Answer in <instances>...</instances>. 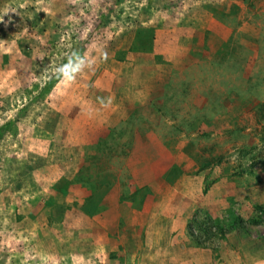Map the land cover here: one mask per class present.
I'll list each match as a JSON object with an SVG mask.
<instances>
[{
    "label": "rangeland",
    "instance_id": "obj_1",
    "mask_svg": "<svg viewBox=\"0 0 264 264\" xmlns=\"http://www.w3.org/2000/svg\"><path fill=\"white\" fill-rule=\"evenodd\" d=\"M184 262L264 264V0H0V264Z\"/></svg>",
    "mask_w": 264,
    "mask_h": 264
},
{
    "label": "crops",
    "instance_id": "obj_2",
    "mask_svg": "<svg viewBox=\"0 0 264 264\" xmlns=\"http://www.w3.org/2000/svg\"><path fill=\"white\" fill-rule=\"evenodd\" d=\"M168 208V207H167ZM166 207H157V209L158 210H160V209H163V213H166L167 215H170V212L168 211V209H167ZM182 208H180V210H181ZM183 213H186L187 214V209L186 208H184V209H182L181 210ZM166 214H164V216H166ZM179 214H180V211H179ZM179 214H175V215H178V216H180ZM155 217H156V213H154V212H152L151 213V216H150V214H148V215H144L142 218H139L140 219V222H141V224H142V226H144L143 227V230H144V233H143V235H141L140 237H138L135 233L132 235H129V239H130V241H131V244L133 245V243L135 244V242H136V244L139 246L140 245V243H141V241L143 240V243H142V248H144L145 246H147L146 245V242L148 241V238L147 237H149V236H147V235H149V233L147 232V231H145V229H149V225H151V224H153L154 222H155ZM180 218H184L182 215L180 216ZM166 219H167V216H166ZM185 219V218H184ZM152 228V227H151ZM136 233H138V232H136ZM139 234V233H138ZM152 235H153V233H152ZM138 239V241H136L137 239ZM141 239V240H140ZM137 247V246H136ZM137 248H139V247H137ZM143 250V249H142ZM181 264H193L192 262H189V263H181Z\"/></svg>",
    "mask_w": 264,
    "mask_h": 264
},
{
    "label": "clouds",
    "instance_id": "obj_3",
    "mask_svg": "<svg viewBox=\"0 0 264 264\" xmlns=\"http://www.w3.org/2000/svg\"><path fill=\"white\" fill-rule=\"evenodd\" d=\"M85 66V59L79 53L73 52L68 59V63L59 67L57 71L64 79L71 81Z\"/></svg>",
    "mask_w": 264,
    "mask_h": 264
},
{
    "label": "trees",
    "instance_id": "obj_4",
    "mask_svg": "<svg viewBox=\"0 0 264 264\" xmlns=\"http://www.w3.org/2000/svg\"><path fill=\"white\" fill-rule=\"evenodd\" d=\"M147 37H148L147 34H145V33L141 34L140 37L138 38V40H136L135 47L139 48L140 50H143V51H149V49H150L149 46L151 43H150V38L147 39ZM133 49H134V45H133ZM45 169L49 170V167L46 166ZM54 171H55V169L52 170V172H54ZM215 227L218 229L220 234L221 233L224 234V232H225L224 227L222 225L216 226L215 221H213L211 219L208 220V224L205 227H200V225H199V232H200L199 234H201V233L202 234L203 233H209L210 234L209 230L211 231ZM192 237H193V239L197 238L194 234H192ZM197 244L201 245L200 237H199V239L197 238Z\"/></svg>",
    "mask_w": 264,
    "mask_h": 264
}]
</instances>
